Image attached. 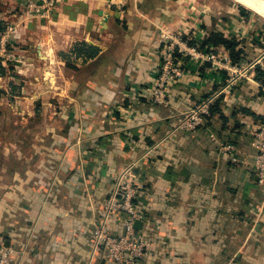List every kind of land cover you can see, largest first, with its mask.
<instances>
[{
    "label": "crops",
    "instance_id": "crops-1",
    "mask_svg": "<svg viewBox=\"0 0 264 264\" xmlns=\"http://www.w3.org/2000/svg\"><path fill=\"white\" fill-rule=\"evenodd\" d=\"M24 1L0 0V34L16 26L19 58L31 66L28 99L15 101L0 78V246L16 249L15 264H116L95 252L93 233L131 163L137 229L151 243L138 264H264V190L248 127L264 124V23L254 18L264 17L236 0H58L47 17L27 18ZM167 31L199 44L221 32L255 63L196 131L179 128L182 114L224 87L227 73L187 57L169 104H154ZM81 42L101 52L73 69L62 54ZM222 140L248 164H232Z\"/></svg>",
    "mask_w": 264,
    "mask_h": 264
},
{
    "label": "built area",
    "instance_id": "built-area-1",
    "mask_svg": "<svg viewBox=\"0 0 264 264\" xmlns=\"http://www.w3.org/2000/svg\"><path fill=\"white\" fill-rule=\"evenodd\" d=\"M58 0L31 1L28 4V11L32 16L43 14L48 16L54 9ZM9 30L6 34H10ZM5 34V35H6ZM186 36L182 32H169L163 35V43L159 50L160 62L155 71V79L151 88V98L154 104L168 105V92L172 85L179 82L182 77L181 67L184 58L209 62L211 66L219 71H225L226 84L218 92L206 98L192 109L182 114L179 128L186 131H196L206 124V118L211 116L212 104L222 96L228 99L231 90L243 78L249 76L253 64H234L229 53L202 52L198 47L190 46L189 40L183 39ZM5 37L0 39V58L5 56ZM180 58H177V56ZM250 133L254 137L253 146L257 152L253 158V167L256 173L258 184L264 190V124L257 128L248 125ZM212 136H214L212 134ZM220 151L234 165H247V158L232 143L222 140ZM131 163L126 166L117 176L115 187L108 196L101 219L95 223L93 233V245L96 253L103 252L106 258L116 264H138L144 259L150 241L145 234L141 233L136 222L142 220L143 214L139 210L136 200L140 194L137 184L135 166ZM118 215L124 216L122 231L120 233L111 230V222ZM18 257L16 249L7 246H0V264H15Z\"/></svg>",
    "mask_w": 264,
    "mask_h": 264
},
{
    "label": "trees",
    "instance_id": "trees-1",
    "mask_svg": "<svg viewBox=\"0 0 264 264\" xmlns=\"http://www.w3.org/2000/svg\"><path fill=\"white\" fill-rule=\"evenodd\" d=\"M4 30V28H0V33ZM188 36H184V40H189L188 44L190 46H196L198 47V50L202 52H215V49L218 47H224L230 52V56L232 59V62L234 64H245L243 61L245 60L243 56L242 49L239 48L240 42L232 37V38H226L223 33L214 31L209 37H207L204 40L199 41L195 38L190 39ZM101 50L93 45L87 44L85 42L77 43L74 45L72 50L69 53L62 54L63 58L67 61V64L75 69V66H73L72 61H83L87 62L93 59H96L100 55ZM177 58H180L178 55ZM187 58H184V60ZM256 80L264 84V70H262L260 67L256 68ZM6 72L3 66L0 64V77H5ZM11 88L16 89V86H14L11 83ZM221 104H222V98H218L211 106V116L206 118V120H209L211 117L216 115V113H219L221 111ZM247 111V110H246Z\"/></svg>",
    "mask_w": 264,
    "mask_h": 264
},
{
    "label": "rangeland",
    "instance_id": "rangeland-1",
    "mask_svg": "<svg viewBox=\"0 0 264 264\" xmlns=\"http://www.w3.org/2000/svg\"><path fill=\"white\" fill-rule=\"evenodd\" d=\"M31 1H40V0H26V1H24V5L22 3L23 15L27 18H34V17L44 18V17H47V16H43V14H36L35 16H32V14H30V12L28 11V8H27L28 4ZM254 18L256 19V25H257V22H258L259 26H261L264 23L263 19H261L259 17H254ZM9 30L11 31V33L8 35L6 33ZM15 32H16V26L15 27L9 26L8 29L4 33L0 34V39H3L5 37V46H6V50L4 53L6 57L0 58V64L5 69L6 76L9 77V81L12 82L13 85H15L17 88V89H13V91L16 92L15 93L16 99H14V100L17 101L23 97V95H24L23 93L26 92V90L28 89L27 86L29 84V78H28L27 73L29 72V69H26V68H30L31 66H30V64L24 63L25 59L19 58L18 49H17V41L14 38ZM9 47H10V49H9ZM26 63H29V62H26ZM23 66L25 69H22ZM23 71L26 72L25 75L22 74ZM8 91H9V88H8ZM25 97H27V99L29 98L28 91L26 92ZM14 104L16 105V102H14ZM236 166H239V165H236ZM2 245L6 246L4 244H2ZM7 247H10V246H7Z\"/></svg>",
    "mask_w": 264,
    "mask_h": 264
},
{
    "label": "bare ground",
    "instance_id": "bare-ground-1",
    "mask_svg": "<svg viewBox=\"0 0 264 264\" xmlns=\"http://www.w3.org/2000/svg\"><path fill=\"white\" fill-rule=\"evenodd\" d=\"M264 17V0H236Z\"/></svg>",
    "mask_w": 264,
    "mask_h": 264
},
{
    "label": "water",
    "instance_id": "water-1",
    "mask_svg": "<svg viewBox=\"0 0 264 264\" xmlns=\"http://www.w3.org/2000/svg\"><path fill=\"white\" fill-rule=\"evenodd\" d=\"M141 225V221L136 222V227L138 228Z\"/></svg>",
    "mask_w": 264,
    "mask_h": 264
}]
</instances>
